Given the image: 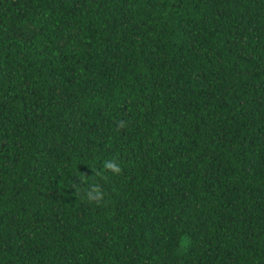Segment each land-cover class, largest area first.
<instances>
[{
	"label": "trees",
	"instance_id": "obj_1",
	"mask_svg": "<svg viewBox=\"0 0 264 264\" xmlns=\"http://www.w3.org/2000/svg\"><path fill=\"white\" fill-rule=\"evenodd\" d=\"M0 264H264V0H0Z\"/></svg>",
	"mask_w": 264,
	"mask_h": 264
},
{
	"label": "clouds",
	"instance_id": "obj_2",
	"mask_svg": "<svg viewBox=\"0 0 264 264\" xmlns=\"http://www.w3.org/2000/svg\"><path fill=\"white\" fill-rule=\"evenodd\" d=\"M105 167L112 168L114 171H119L118 165H116L115 163H113L111 161H105ZM93 193H95L96 196L100 195V191L96 186H93V190L88 192V198L89 199L94 198Z\"/></svg>",
	"mask_w": 264,
	"mask_h": 264
}]
</instances>
